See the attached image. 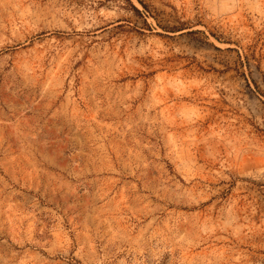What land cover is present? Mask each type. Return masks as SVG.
<instances>
[{"label": "rangeland", "instance_id": "1", "mask_svg": "<svg viewBox=\"0 0 264 264\" xmlns=\"http://www.w3.org/2000/svg\"><path fill=\"white\" fill-rule=\"evenodd\" d=\"M0 264H264V0H0Z\"/></svg>", "mask_w": 264, "mask_h": 264}]
</instances>
